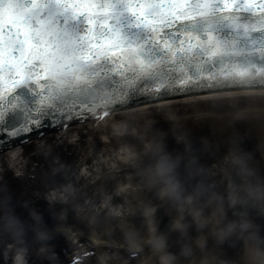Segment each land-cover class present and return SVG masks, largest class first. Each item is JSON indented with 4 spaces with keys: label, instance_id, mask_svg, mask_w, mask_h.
I'll list each match as a JSON object with an SVG mask.
<instances>
[{
    "label": "bare ground",
    "instance_id": "obj_1",
    "mask_svg": "<svg viewBox=\"0 0 264 264\" xmlns=\"http://www.w3.org/2000/svg\"><path fill=\"white\" fill-rule=\"evenodd\" d=\"M256 117L264 118L263 89L167 99L120 110L95 130L91 125L90 128L87 125L71 127L59 141L72 136L65 146L73 147L70 152L79 150L76 158L80 168L73 171L70 186L64 188V197L57 191L50 197L52 202L67 200L68 204L78 200L75 204L81 208L76 207L70 218L82 222L89 230L86 233L83 227L73 230V242H83L85 247L111 243L114 250L144 252V257L132 261L106 256L104 260L90 259L89 262L96 263L89 264H202L200 245L179 249L176 244L178 240L182 243L186 237L199 235L190 223L197 220L196 205L192 203L195 196L182 200V193L186 194L194 186L192 168L199 170L204 162L202 159L196 165L191 164V155H200L194 153L192 144L198 142L192 134L203 136L209 132L211 137L217 129L223 134L224 128L226 133H231L229 139L236 135L247 141L257 138L256 142H248L264 154V129L256 132L254 128L259 125L256 127L253 123L252 128L249 125ZM225 124H239L235 126L238 131L225 128ZM83 137L90 141L86 138L88 143L82 142ZM218 154L217 149H210L207 162H213ZM261 157L264 159V155ZM242 158L230 157L217 169L238 166ZM28 165L18 147L0 156V170L10 169L24 177L29 173ZM103 180V189L88 194L84 200L82 192L75 189L79 183L92 181L97 185ZM86 211L95 214L92 218L86 217ZM230 242L228 238L227 244ZM69 245L70 249L74 248L72 243ZM24 254L20 252L13 262L26 264Z\"/></svg>",
    "mask_w": 264,
    "mask_h": 264
},
{
    "label": "rangeland",
    "instance_id": "obj_2",
    "mask_svg": "<svg viewBox=\"0 0 264 264\" xmlns=\"http://www.w3.org/2000/svg\"><path fill=\"white\" fill-rule=\"evenodd\" d=\"M84 131L87 132V130ZM100 137H102V135ZM86 138L88 137H83L81 139L82 142H87ZM54 144L53 137H51L47 141H33L31 145H28L24 149V153H27L31 158V160H28L29 168L32 169L31 171L35 170L38 172V179H34L33 181H23L17 173L11 170H5L4 172L0 171V264H13L11 262L13 256L23 250L27 251L29 261L33 264H61L66 260V253L67 250H69L68 246H70L69 243H73V230L84 226L82 222H77V219H71L70 217L65 219L59 218L56 213L40 219L44 206L32 197V193H37L45 197L46 195H51L54 191H57L63 195V189L70 186L69 183L71 181L69 179L73 175V171L80 168V162L76 158L79 150L70 152L69 149H72L73 147L65 148L64 145H62V147H58V150L53 152ZM33 151L35 152L33 153ZM26 158L28 159L27 156ZM194 178L195 177H193V179ZM217 181L218 180L213 178L212 180L204 178L201 183L198 184L193 181L194 187L188 193V196L185 194L184 199L186 197L190 199L192 195L195 196L196 194L198 195V198L192 203H195L198 211L210 210V212H212L213 209H215L214 207H216V204L210 199L215 201L220 198L213 194L214 190L211 188L214 187L213 184L217 183V187L219 184L218 182H221V180ZM78 185L81 184L79 183ZM81 188L82 186L79 187V190ZM244 189L245 188H243L241 184L240 186L237 184L232 187L227 186V192H229L230 195L236 193L235 196L245 199L250 197L251 191L255 192L256 195H259L260 192L264 191H259L256 188L252 189L247 197L248 192L244 191ZM192 192H194V194ZM199 199L200 202L197 201ZM61 208L63 209V207ZM245 211L253 212V215L254 212H264V204H248ZM6 215H17V218L14 221L3 223L2 217H5ZM230 216L231 213H229L227 219L230 221L228 224L229 230H231L233 224ZM36 221H38V224ZM102 223H100L101 226L103 225ZM250 224L248 223L247 225L245 223L243 227L240 224L235 223V234L233 237L238 238L245 233V230H249V226L251 227ZM204 227V224L198 226V229L202 231L198 232L199 235L186 237L182 243L178 240L176 243L177 248L184 249L193 247L192 245L196 244L200 246L204 243L211 244L207 249L201 248V252L203 253L201 259H204L201 260L202 264L213 262L215 259L213 260L212 258L214 257H219L221 261L215 260L219 264L227 263L226 259L229 260V262H234L235 259L244 261L246 257L244 250L242 251L240 248L235 250L234 242L233 246L231 243L230 247L225 249L224 255L218 251H213V238L216 236L214 233L212 234L209 231L203 230ZM56 230H63L65 235L62 238L55 237L54 231ZM88 230L89 228H86L85 225L84 232L86 233ZM216 231H218V229ZM262 231H264V229H262ZM257 238H260L258 231L253 229L248 238L250 244L256 242L258 240ZM224 240L225 239L221 241L220 247H224ZM78 244L79 243H76V247ZM80 245H82V243ZM204 256H206V258H203ZM8 258L11 259L6 260ZM218 263L213 262L212 264ZM252 264H258V262L254 261Z\"/></svg>",
    "mask_w": 264,
    "mask_h": 264
},
{
    "label": "snow or ice",
    "instance_id": "obj_3",
    "mask_svg": "<svg viewBox=\"0 0 264 264\" xmlns=\"http://www.w3.org/2000/svg\"><path fill=\"white\" fill-rule=\"evenodd\" d=\"M241 3L244 0H240ZM248 3H254L255 0H247ZM223 3L226 4L228 7H232L235 3V0H223ZM139 8V6H137ZM139 12L141 14H147V6L143 8H139ZM191 15V13H189ZM184 18V17H182ZM91 23V22H90ZM12 26L9 24L8 28H5L4 31L8 33V36L4 37L5 41V58L3 61V65H0V74H3V79L0 80V88L4 91H7L9 88H15L17 91L22 89L17 88V82L23 80L29 72H31L33 67L43 65L41 67V72L44 73L41 79L47 78V72L45 69L47 65L44 64L42 59H36L34 64H29V61L33 59L34 53L36 51L35 48V41L29 40L26 41L25 45L21 44V40L24 39V36L21 35L19 39H17L15 30L9 31ZM95 44L101 43L100 39H96L93 41ZM95 54H93L94 58ZM75 66V65H73ZM5 68L7 71H5ZM215 89L203 87V88H193L189 90L185 89H176L174 91L164 92L152 97H136L132 100V103H146L148 100H160V99H167V98H176V97H184L187 95L199 94V93H206L210 91H214ZM122 106V105H118ZM5 105L2 100H0V151H3L6 147L12 146V144L8 143L6 137L8 136V132L6 131L7 124L3 120V113H4ZM14 117L8 116L7 119L10 122ZM86 117L84 116H70L65 121H55L53 122L50 113L42 114V119L44 124L37 128L36 124L34 123L29 132L21 135L18 138L13 140V143H27L28 140L33 135H45L47 131L57 130L61 127H66L68 123H80ZM39 122V121H37ZM94 254V253H93Z\"/></svg>",
    "mask_w": 264,
    "mask_h": 264
},
{
    "label": "water",
    "instance_id": "obj_4",
    "mask_svg": "<svg viewBox=\"0 0 264 264\" xmlns=\"http://www.w3.org/2000/svg\"><path fill=\"white\" fill-rule=\"evenodd\" d=\"M162 101H165V100H162ZM148 103H152V102H149V101H148L147 103H142V104H138V105H143V104H148ZM132 107H136V106H132ZM128 108H130V107H128ZM128 108H127V109H128Z\"/></svg>",
    "mask_w": 264,
    "mask_h": 264
}]
</instances>
